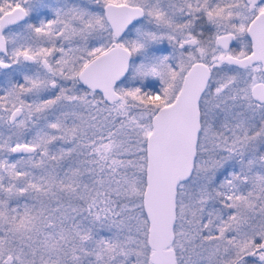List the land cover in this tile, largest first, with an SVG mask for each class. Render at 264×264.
<instances>
[{
	"label": "snow or ice",
	"instance_id": "6c2138e0",
	"mask_svg": "<svg viewBox=\"0 0 264 264\" xmlns=\"http://www.w3.org/2000/svg\"><path fill=\"white\" fill-rule=\"evenodd\" d=\"M0 264H264V0H0Z\"/></svg>",
	"mask_w": 264,
	"mask_h": 264
}]
</instances>
